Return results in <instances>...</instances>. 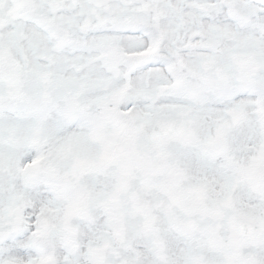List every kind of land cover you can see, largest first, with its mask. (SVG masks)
I'll use <instances>...</instances> for the list:
<instances>
[{"label":"rangeland","instance_id":"1","mask_svg":"<svg viewBox=\"0 0 264 264\" xmlns=\"http://www.w3.org/2000/svg\"><path fill=\"white\" fill-rule=\"evenodd\" d=\"M256 1L0 0V243L33 237L47 250L43 264H59V251L75 264H203L192 254L206 235L217 264H244L247 252L264 264V3ZM156 119H184L188 133L153 143ZM226 119L231 129L221 133ZM69 123L93 124L106 142L98 152L114 153L108 165L121 161L105 204L80 169L44 161L46 142L55 145ZM224 172L246 187V200L213 190ZM54 174L57 193L78 198L64 219L37 198ZM231 213L262 232L234 238ZM108 217L113 239L87 244L93 220ZM152 233L159 254L147 252ZM176 245L184 252L168 255ZM0 264L13 263L0 255Z\"/></svg>","mask_w":264,"mask_h":264},{"label":"bare ground","instance_id":"2","mask_svg":"<svg viewBox=\"0 0 264 264\" xmlns=\"http://www.w3.org/2000/svg\"><path fill=\"white\" fill-rule=\"evenodd\" d=\"M174 1L175 0H163V2H165L168 5ZM37 35L45 42L49 40V38L43 34L39 35V33L37 32ZM33 36L35 35L33 34ZM130 46H133V44L131 43ZM157 48L158 46L156 45L155 50ZM60 116L62 117L61 111H60ZM60 116L59 118L62 119ZM48 120L50 126H53L52 124L55 122V116H50ZM68 126H70L69 127L70 129L65 131L60 138L57 139L54 138L53 142L55 145H52L50 141L46 142V145L48 146V151H46V154L43 155L44 161L47 164H54L56 162L62 164L61 165L62 170H60L59 172L65 171L75 174L77 170L80 169L79 172H84L87 178L92 179L93 183L91 184V187L93 189V193L95 194L96 198L100 199L98 202L101 203L103 201L101 200V198L110 196L112 194L111 192H113L114 188H116L117 186V182L121 174L119 170L117 172H115L114 170L117 168V165L120 164L121 161H116V163L112 165H108L114 158L113 157L114 153L109 151L100 154L98 152L100 148H102L103 146L105 147L106 142L103 145L101 142L99 141L97 142L96 138L93 137V132L96 130L93 124L89 123L85 125L84 124L80 125L75 123L74 124L69 123ZM49 136L50 137L57 136V132L55 128L54 131ZM197 144L200 143L197 142ZM52 158H57V159L55 161H51ZM78 166L80 168H78ZM47 167H49V165H47ZM224 173L225 176L222 174L220 178H216L214 180L213 186L215 188L213 190L215 191L216 190L218 191L219 189L220 191L224 190L226 194L230 193V195L235 194L236 197L237 196L242 197L241 201L246 200L247 199L246 187L241 188L240 191L239 187L241 184L239 185L228 184L229 180L233 179V177L231 176L230 178L229 176L226 175V172ZM204 175H205L204 173L199 172L197 177L199 178ZM209 175L214 177L216 176V173L210 172ZM54 179H58L57 174H54L53 178L50 181L49 178H47L46 176L47 181L46 184L43 185L44 190L41 191L40 189L38 191L37 198L39 203L43 204L45 207L46 206L49 207L46 208L45 211L48 210V213L54 214L58 219H64L68 215L69 212L68 209L71 208L73 204L72 200L77 201L78 198H74L72 192L70 193L62 192V194L57 193L56 185L58 183L51 182ZM223 180H225V182H223ZM201 186L202 185H199V187ZM70 190L72 189L70 188ZM120 204L121 201L118 202L117 206L120 207ZM106 205L105 208H103L104 209L103 211L110 214L111 213L114 214L113 208L112 207L108 208V206ZM118 209L119 208H117V211ZM112 221H113V217L111 219V223L109 222V217L106 219H102L101 221L93 220L92 226L94 227V230L86 233L85 235L86 236L85 240H87V244H90L91 246L99 239H101L102 241L104 240L111 241L113 239L112 231H110L111 226L113 225ZM104 228H106V230ZM153 234L154 233L147 234L143 238L144 240L148 241L150 244L147 252L151 253V255L153 253L159 254L158 251H160L159 249L157 250L156 248H154L153 243L148 240ZM21 238L10 241L9 242L10 245L9 243L8 244L0 243L1 246L0 255L9 257L13 264H43L45 262V251L42 248H38V246H35L33 237L31 238L26 237L23 239ZM21 241H23L24 248L17 246ZM176 246L174 250L172 249L170 252H168V255L178 254V252L180 254L184 252V249L181 246L178 245ZM194 254L196 259H199L200 257L203 256V251L200 250V252H195ZM57 256L59 259V264H75V262L72 259L65 260L63 259L62 256L60 257V251L58 252Z\"/></svg>","mask_w":264,"mask_h":264},{"label":"water","instance_id":"3","mask_svg":"<svg viewBox=\"0 0 264 264\" xmlns=\"http://www.w3.org/2000/svg\"><path fill=\"white\" fill-rule=\"evenodd\" d=\"M230 128V122L228 120L225 121L224 124L220 125L219 129L228 130ZM187 130V125L185 121L173 122V121H162L156 120L154 124V128L152 130L151 139L153 142H160L163 138L168 136L171 133H175L178 135H184ZM232 220H236L235 216H231ZM72 232H75L76 229H70ZM237 231L240 235H248L255 236L259 227L256 223L245 220L238 219L237 220ZM246 260L248 264H251L252 258L247 256Z\"/></svg>","mask_w":264,"mask_h":264},{"label":"flooded vegetation","instance_id":"4","mask_svg":"<svg viewBox=\"0 0 264 264\" xmlns=\"http://www.w3.org/2000/svg\"><path fill=\"white\" fill-rule=\"evenodd\" d=\"M190 199V198H189ZM196 205L197 204H193L192 205V211L193 210H196L195 209V207H196ZM232 214H234V213H231L230 215H229V217H228V220L231 222V220H230V218H231V215ZM215 215V217L216 218H218L217 216H220L219 217V220L223 217V215H220V214H214ZM213 215V216H214ZM239 216V215H238ZM234 224V223H233ZM235 225V224H234ZM262 228H263V226L260 224V229H261V232H262ZM234 238H236V239H240V240H242V241H244V242H248V241H251V239H254V238H249V237H241V236H239L238 234H237V231H235V235H234ZM216 242H218V241H216ZM209 243V241H208V239H207V237H206V235H205V240H203V243H202V249H203V254H204V257H203V259H204V262H203V264H217V262L216 261H214V256H212L211 255V258H209L208 256H209V254H208V251H206V250H208V248H209V246L211 245H209L208 244ZM218 248V247H217ZM206 249V250H205ZM247 253H250V252H247ZM246 253V254H247ZM206 254V255H205ZM209 260H212L211 262L209 261ZM207 262V263H206ZM133 264H136L134 261H133ZM219 264H222V263H219ZM228 264H237V262L235 261V262H233V261H231V262H229Z\"/></svg>","mask_w":264,"mask_h":264}]
</instances>
